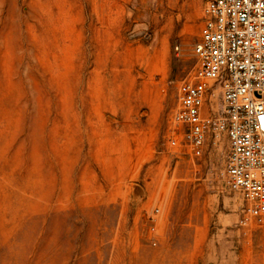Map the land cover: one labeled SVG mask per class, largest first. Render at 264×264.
<instances>
[{
  "label": "rangeland",
  "instance_id": "obj_1",
  "mask_svg": "<svg viewBox=\"0 0 264 264\" xmlns=\"http://www.w3.org/2000/svg\"><path fill=\"white\" fill-rule=\"evenodd\" d=\"M209 1L0 0V264H264L227 138L171 146Z\"/></svg>",
  "mask_w": 264,
  "mask_h": 264
},
{
  "label": "built area",
  "instance_id": "obj_2",
  "mask_svg": "<svg viewBox=\"0 0 264 264\" xmlns=\"http://www.w3.org/2000/svg\"><path fill=\"white\" fill-rule=\"evenodd\" d=\"M194 54L174 115L181 139L171 146L198 159L225 136V177L247 204L243 224L264 223V0H210Z\"/></svg>",
  "mask_w": 264,
  "mask_h": 264
}]
</instances>
